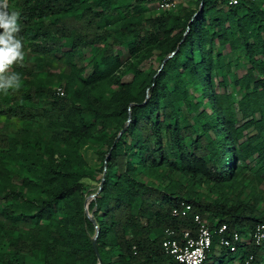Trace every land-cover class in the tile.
Here are the masks:
<instances>
[{
    "label": "trees",
    "instance_id": "16d2710c",
    "mask_svg": "<svg viewBox=\"0 0 264 264\" xmlns=\"http://www.w3.org/2000/svg\"><path fill=\"white\" fill-rule=\"evenodd\" d=\"M158 1L9 0L26 56L12 69L21 88L0 94V264H176L163 231L194 232L193 214L241 239L229 252L214 236L202 264H264V237L251 238L264 226V0H179L166 11ZM218 49L234 68L242 57L243 74ZM172 52L158 73L143 67ZM223 70L242 93V123L216 91ZM106 156L87 205L97 262L83 202ZM179 202L186 217L171 215Z\"/></svg>",
    "mask_w": 264,
    "mask_h": 264
},
{
    "label": "built area",
    "instance_id": "2783aa9c",
    "mask_svg": "<svg viewBox=\"0 0 264 264\" xmlns=\"http://www.w3.org/2000/svg\"><path fill=\"white\" fill-rule=\"evenodd\" d=\"M179 0H159L156 8L166 11L173 9ZM220 4L232 7L238 4L239 0H217ZM55 93L59 96L63 95L60 87L55 88ZM191 211V207L186 202H179L171 209V215L174 217H186ZM192 222L195 224V231L183 230L175 235L170 229L163 231V239L160 243L162 251L169 256L176 264H202L209 252L212 238H217V245L229 252H234L236 244L241 242L237 232L231 231L227 233L224 223L217 219L213 220L214 228H210L207 220L201 218L197 214L192 215ZM227 233V234H226ZM264 237V226L256 225L252 233V241L254 244ZM251 256L243 259L242 264H251Z\"/></svg>",
    "mask_w": 264,
    "mask_h": 264
},
{
    "label": "clouds",
    "instance_id": "9594fccd",
    "mask_svg": "<svg viewBox=\"0 0 264 264\" xmlns=\"http://www.w3.org/2000/svg\"><path fill=\"white\" fill-rule=\"evenodd\" d=\"M20 13L9 10V0H0V94L18 91L22 75L13 71L14 66L23 67L25 45L21 36Z\"/></svg>",
    "mask_w": 264,
    "mask_h": 264
},
{
    "label": "rangeland",
    "instance_id": "374dc122",
    "mask_svg": "<svg viewBox=\"0 0 264 264\" xmlns=\"http://www.w3.org/2000/svg\"><path fill=\"white\" fill-rule=\"evenodd\" d=\"M179 3H181V0L179 1ZM178 3V4H179ZM153 11H156L155 9V5H150L149 7H147L146 12H145V16H149L152 14ZM219 53L222 54V62L223 64H227L229 67H231V70L233 71V73H236L238 75L243 74L244 72V66L247 67L246 64H244V60L242 57H238V62L241 63L242 66L238 67V68H234V62L230 61L227 55V49H218ZM87 61V53L85 54V56H83L82 58H78L75 60V64L77 67H82ZM159 65L158 60L156 58H150L148 61L144 62L143 67L145 68H153L156 69ZM88 69L85 70V73H87ZM129 77L125 78L124 81H128ZM217 82H220L221 85L216 86V91L217 92H225L226 94H229L231 96V100H232V108L236 114L237 120L239 121V123H242V119L239 115V113L237 112V108H236V102L240 99L242 93L232 85V82L229 80L226 71L223 70L222 72L218 73V78H217ZM190 93L193 92V90L190 88ZM247 166L250 169V171H256L258 168V164L256 162L255 157H253L250 161L247 162ZM88 187H87V194L86 197L87 198L89 195L94 194V188H95V183L92 182H88ZM200 194H205L206 193V188L205 187H201L198 189ZM96 192V191H95ZM90 201H88L89 203ZM259 208H261V205L259 206ZM89 213V212H88ZM246 238V237H245ZM244 238V239H245ZM246 240V239H245ZM214 256H219L220 251L216 248L214 251ZM208 256L210 255V252H208L207 254ZM238 256H236L234 258V263L233 264H238ZM211 261H208L207 263L210 264Z\"/></svg>",
    "mask_w": 264,
    "mask_h": 264
},
{
    "label": "water",
    "instance_id": "95a60500",
    "mask_svg": "<svg viewBox=\"0 0 264 264\" xmlns=\"http://www.w3.org/2000/svg\"><path fill=\"white\" fill-rule=\"evenodd\" d=\"M202 5L201 3L199 4V7H198V10L193 14V16L191 17L190 21L192 20V18L198 13V11L201 9ZM189 21V22H190ZM186 31L187 29L185 30L183 36L186 34ZM175 52V51H174ZM174 52L170 53L169 55H167L166 57H164L160 63V66L157 70V73L160 71V69L162 68L164 62L169 58L171 57ZM154 79V77H153ZM148 98V94L145 96V100ZM144 100V101H145ZM144 103V102H143ZM129 119H130V113L128 112L127 113V120L125 122V124L123 125V127L119 130V132L117 133L116 137L114 138L113 140V143H115L118 139V137L124 132V130L126 129V126L128 125V122H129ZM108 156V155H107ZM107 156L105 157L104 161H103V167H102V173H101V178H100V181H99V184H98V187H97V190L94 194H91L89 195L87 198L84 199V202H83V214L85 215V217L90 221V223L92 224L93 228H94V233L91 237V246H92V249L95 253V256L97 258V262H98V256H97V253H96V248H95V239H96V236L98 234V227H97V224L95 223L91 213H88V210H87V205H88V201H91L92 199H94V197L100 192L101 190V187H102V184H103V181H104V174H105V170H106V158Z\"/></svg>",
    "mask_w": 264,
    "mask_h": 264
}]
</instances>
